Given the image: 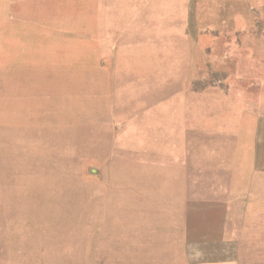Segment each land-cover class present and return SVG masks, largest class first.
Listing matches in <instances>:
<instances>
[{
	"label": "rangeland",
	"instance_id": "obj_1",
	"mask_svg": "<svg viewBox=\"0 0 264 264\" xmlns=\"http://www.w3.org/2000/svg\"><path fill=\"white\" fill-rule=\"evenodd\" d=\"M252 144L264 0H0V264H180L151 245L199 237L181 197L213 204L201 191ZM134 177L176 201L137 252L109 187Z\"/></svg>",
	"mask_w": 264,
	"mask_h": 264
},
{
	"label": "crops",
	"instance_id": "obj_2",
	"mask_svg": "<svg viewBox=\"0 0 264 264\" xmlns=\"http://www.w3.org/2000/svg\"><path fill=\"white\" fill-rule=\"evenodd\" d=\"M205 153L203 149L200 151L202 159H205ZM217 153L210 149L208 155L215 158ZM232 156L229 176L223 181L210 183L209 191H201L202 195L211 196L204 201L213 204L204 203L195 210L190 205V194L181 197L183 209H180L179 216L186 218L181 231L188 235L190 219L197 217L199 237H181L177 243L174 239L168 244L151 245L150 249L159 248V255L166 254L161 258L171 260L178 252L182 260L180 264H264V146H233ZM202 180L200 185H206ZM169 185L172 186L169 180L159 183L155 179L136 177L122 179L118 188L109 185L110 190L119 194L120 216L134 219L136 252L139 250L138 226L145 227L150 233L174 230V224L156 226L153 220L175 216V193L164 188ZM129 224L123 222L122 225ZM150 240L153 242L154 239Z\"/></svg>",
	"mask_w": 264,
	"mask_h": 264
},
{
	"label": "water",
	"instance_id": "obj_3",
	"mask_svg": "<svg viewBox=\"0 0 264 264\" xmlns=\"http://www.w3.org/2000/svg\"><path fill=\"white\" fill-rule=\"evenodd\" d=\"M93 170V169H92ZM94 171V170H93Z\"/></svg>",
	"mask_w": 264,
	"mask_h": 264
}]
</instances>
